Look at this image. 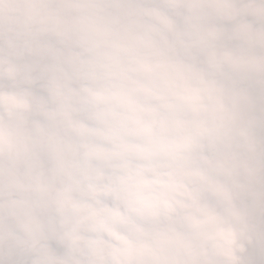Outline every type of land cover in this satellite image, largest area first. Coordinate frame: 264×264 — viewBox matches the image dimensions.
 Wrapping results in <instances>:
<instances>
[{"label":"clouds","instance_id":"clouds-1","mask_svg":"<svg viewBox=\"0 0 264 264\" xmlns=\"http://www.w3.org/2000/svg\"><path fill=\"white\" fill-rule=\"evenodd\" d=\"M0 264H264V0H0Z\"/></svg>","mask_w":264,"mask_h":264}]
</instances>
